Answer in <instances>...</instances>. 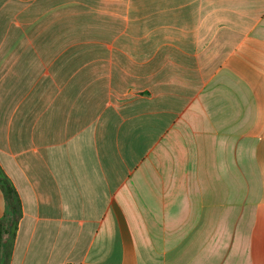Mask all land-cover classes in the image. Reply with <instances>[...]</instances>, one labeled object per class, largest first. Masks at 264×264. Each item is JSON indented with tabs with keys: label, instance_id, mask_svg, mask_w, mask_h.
I'll return each instance as SVG.
<instances>
[{
	"label": "crops",
	"instance_id": "crops-1",
	"mask_svg": "<svg viewBox=\"0 0 264 264\" xmlns=\"http://www.w3.org/2000/svg\"><path fill=\"white\" fill-rule=\"evenodd\" d=\"M0 264H264V0H0Z\"/></svg>",
	"mask_w": 264,
	"mask_h": 264
},
{
	"label": "trees",
	"instance_id": "trees-1",
	"mask_svg": "<svg viewBox=\"0 0 264 264\" xmlns=\"http://www.w3.org/2000/svg\"><path fill=\"white\" fill-rule=\"evenodd\" d=\"M0 185L3 189V191L6 194V197L8 198V200L10 201V203H12V206L15 207V192L13 191V189L11 188L8 179L5 177V175L2 173L1 169H0Z\"/></svg>",
	"mask_w": 264,
	"mask_h": 264
}]
</instances>
